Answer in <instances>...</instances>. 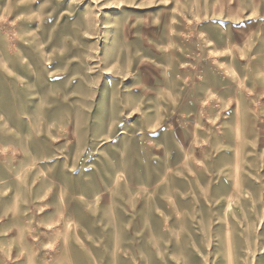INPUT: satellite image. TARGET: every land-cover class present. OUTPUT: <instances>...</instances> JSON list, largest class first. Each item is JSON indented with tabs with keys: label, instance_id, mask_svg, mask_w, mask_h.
Returning <instances> with one entry per match:
<instances>
[{
	"label": "rangeland",
	"instance_id": "1",
	"mask_svg": "<svg viewBox=\"0 0 264 264\" xmlns=\"http://www.w3.org/2000/svg\"><path fill=\"white\" fill-rule=\"evenodd\" d=\"M0 264H264V0H0Z\"/></svg>",
	"mask_w": 264,
	"mask_h": 264
}]
</instances>
